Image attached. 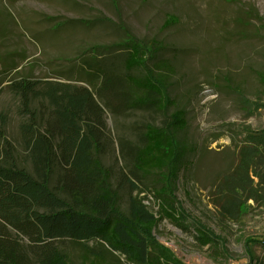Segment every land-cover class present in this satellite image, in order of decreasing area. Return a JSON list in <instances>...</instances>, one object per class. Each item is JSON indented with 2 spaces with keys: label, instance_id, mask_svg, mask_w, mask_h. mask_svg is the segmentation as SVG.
Returning <instances> with one entry per match:
<instances>
[{
  "label": "rangeland",
  "instance_id": "1",
  "mask_svg": "<svg viewBox=\"0 0 264 264\" xmlns=\"http://www.w3.org/2000/svg\"><path fill=\"white\" fill-rule=\"evenodd\" d=\"M0 0V124L22 153L18 124L20 102L7 88L10 80L82 84L83 68L114 66L123 71L124 52L115 48L91 51L125 35L140 41L155 38L169 50L176 71L170 79L171 96L184 111L180 140L188 146V168L175 190L188 220L181 228L159 215L156 239L184 263L264 264V187L227 193L240 151L250 133L264 132V0ZM93 62H91V58ZM88 62V63H86ZM88 68V67H87ZM83 69V70H82ZM89 69V68H88ZM37 107V100L33 101ZM112 148L103 157L114 176L125 172L118 154V139L133 140L137 123L160 125L162 118L144 111L123 116L105 113ZM254 165L264 174V157ZM115 182V181H114ZM145 183L158 187L157 174ZM126 208L128 187L119 189ZM160 213L156 198L145 199ZM196 223L219 237L201 246L191 233Z\"/></svg>",
  "mask_w": 264,
  "mask_h": 264
},
{
  "label": "trees",
  "instance_id": "2",
  "mask_svg": "<svg viewBox=\"0 0 264 264\" xmlns=\"http://www.w3.org/2000/svg\"><path fill=\"white\" fill-rule=\"evenodd\" d=\"M113 48L124 52L123 71L88 64L82 84L24 77L9 81L24 118L18 134L28 166L19 163L2 115L0 264H191L178 259L153 232L160 214L188 228L181 223L188 216L175 194L179 175L188 168V146L179 137L184 111L170 92L176 68L164 54L169 46L125 35L90 50L110 53ZM107 111L116 117L144 111L162 118L160 125L137 123L133 140L118 139L126 171L117 176L102 161L112 148ZM247 141L227 188L231 196L246 192L251 198L255 187H264V174L252 168L264 157V132L248 134ZM151 174L159 177L155 189L145 183ZM122 186L128 187L125 209ZM151 194L158 214L145 203ZM191 233L201 246L219 241L199 223ZM247 264L258 263L251 258Z\"/></svg>",
  "mask_w": 264,
  "mask_h": 264
},
{
  "label": "bare ground",
  "instance_id": "3",
  "mask_svg": "<svg viewBox=\"0 0 264 264\" xmlns=\"http://www.w3.org/2000/svg\"><path fill=\"white\" fill-rule=\"evenodd\" d=\"M245 1H246V4H248V5L251 4V2H249V1H247V0H245Z\"/></svg>",
  "mask_w": 264,
  "mask_h": 264
}]
</instances>
